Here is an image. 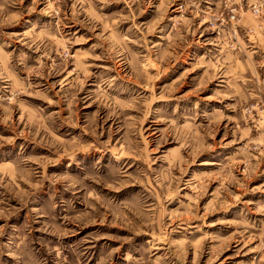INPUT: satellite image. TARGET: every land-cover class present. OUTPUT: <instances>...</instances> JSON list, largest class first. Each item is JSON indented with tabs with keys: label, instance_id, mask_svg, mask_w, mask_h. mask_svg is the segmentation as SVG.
Here are the masks:
<instances>
[{
	"label": "rangeland",
	"instance_id": "1",
	"mask_svg": "<svg viewBox=\"0 0 264 264\" xmlns=\"http://www.w3.org/2000/svg\"><path fill=\"white\" fill-rule=\"evenodd\" d=\"M0 264H264V0H0Z\"/></svg>",
	"mask_w": 264,
	"mask_h": 264
}]
</instances>
